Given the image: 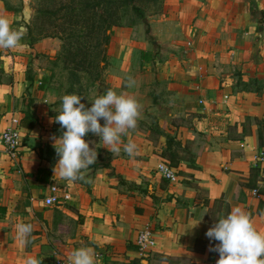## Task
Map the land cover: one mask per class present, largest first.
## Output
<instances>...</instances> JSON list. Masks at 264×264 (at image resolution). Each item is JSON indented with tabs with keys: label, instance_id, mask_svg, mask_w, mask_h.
Here are the masks:
<instances>
[{
	"label": "crops",
	"instance_id": "0c3cea01",
	"mask_svg": "<svg viewBox=\"0 0 264 264\" xmlns=\"http://www.w3.org/2000/svg\"><path fill=\"white\" fill-rule=\"evenodd\" d=\"M166 3L175 13L172 50H164L168 38L150 41L143 34L131 41L133 51L114 76L117 93L134 95L142 105L137 128L123 137L137 144L135 157L123 149L111 153L98 136L97 160L85 180L52 174L40 182L39 168L53 167L35 148L47 119L38 104L46 93L38 86L43 76L29 81L16 60L11 78L0 81V264H25L28 256L54 264L55 254L83 246L94 249L98 264H217L219 253L210 247L218 242L206 232L228 214L227 206L229 213L240 207L264 230V137L260 148L258 140L259 131L264 136V0ZM20 13L18 5L0 0V15L14 23ZM149 22L152 35L170 32L169 17ZM132 29L119 27L115 41ZM129 76L136 81L132 88ZM29 108L37 121L22 129L23 146L11 157L1 133ZM196 146L202 151L193 157L188 150ZM172 154L177 177L167 180L157 168ZM56 181L71 198L49 207L43 197ZM19 223L34 225L27 245L16 238ZM147 228L155 245L141 249L136 239Z\"/></svg>",
	"mask_w": 264,
	"mask_h": 264
},
{
	"label": "rangeland",
	"instance_id": "374dc122",
	"mask_svg": "<svg viewBox=\"0 0 264 264\" xmlns=\"http://www.w3.org/2000/svg\"><path fill=\"white\" fill-rule=\"evenodd\" d=\"M99 1L9 0L10 4L18 5L21 11L19 19L14 21L13 26L24 24L27 31L22 47L0 50V81L11 78L8 76L9 67L14 66L17 61L22 62V68L28 76L38 79L36 76L42 75L47 78L46 93L38 102L41 112L45 113L44 118L47 119L44 120V132L36 138L35 148H39L41 155L51 164L59 159L53 147L52 137H60L65 129H61L58 123L50 122V120L59 114L57 110L60 108L61 98L64 95L73 93L81 95L82 102L86 107H90L92 103L90 100L105 94L109 88L116 92L120 91L119 87L114 85V76L119 75L118 64L121 65L126 53L130 55L133 51L130 45L133 39L140 38L143 34H146L150 41L156 36H161L163 39L166 37L168 46L164 45V50L167 52L172 50V43H175V13L171 8H167L166 0H137L135 4L143 8L145 17L136 13L131 6L123 7L120 9L121 26H112L110 29L104 28L102 31L95 32L96 24L106 17L104 9L98 5ZM165 17H169L171 26L167 29L170 32L167 33L166 30L161 29L158 32L160 34L155 32L152 35L154 24L149 20L153 18L163 20ZM119 27L133 28L131 34L122 35L124 41L120 43L114 39L115 31ZM172 33L173 36H170ZM108 34L109 45L105 47L104 36ZM99 39L103 41L100 44ZM125 42L129 44H124ZM68 48L78 51L77 61L82 65L80 69L76 70L73 64L65 63ZM164 56L165 54L161 53L160 57ZM27 92L30 93L28 89ZM44 99H47V102ZM104 123L105 121L101 119V124ZM98 138L93 133L85 136V139L90 142V147L96 148L97 153ZM59 182L56 181V185L60 188ZM43 198L45 200V197ZM51 262H54V258Z\"/></svg>",
	"mask_w": 264,
	"mask_h": 264
},
{
	"label": "clouds",
	"instance_id": "9594fccd",
	"mask_svg": "<svg viewBox=\"0 0 264 264\" xmlns=\"http://www.w3.org/2000/svg\"><path fill=\"white\" fill-rule=\"evenodd\" d=\"M26 31L24 24L14 27L13 21L0 15V50L22 47ZM135 85V79L129 76L127 87ZM90 101L91 106L86 107L81 95L66 94L61 98L60 108L56 109L59 114L50 120L65 129L60 137H52L59 157L52 168L55 180H85L86 170L96 162L98 155L96 148L90 147V142L85 139L88 133L99 136L103 146L115 155H119L122 149L130 157L139 154L138 146L132 139L129 138L126 143L123 140L137 128L141 117L142 105L137 97L109 88L105 94ZM101 119L105 121L103 125ZM16 137L18 140V133ZM199 223L200 220L191 224L189 229ZM15 228L16 238L27 245L34 225L19 223ZM206 236L218 242L210 247V251L219 253L217 264H264V230H258L250 214L240 207L233 208L226 216L218 217ZM55 255L64 264H98L94 249L88 246ZM25 264H41V260L28 256Z\"/></svg>",
	"mask_w": 264,
	"mask_h": 264
},
{
	"label": "trees",
	"instance_id": "16d2710c",
	"mask_svg": "<svg viewBox=\"0 0 264 264\" xmlns=\"http://www.w3.org/2000/svg\"><path fill=\"white\" fill-rule=\"evenodd\" d=\"M137 0H100L98 2V5L104 9L105 13H106V17H104L102 20H100V22L98 24H96L95 26V32L97 31H102L104 28H111L112 26H121L122 24V14L120 13V9L121 8H127L129 6L132 7V9L140 14L142 17H145L144 15V11L143 8L140 7L139 5L135 4ZM88 27V25H87ZM109 34L104 36V42H105V47L109 45ZM99 44L102 43L103 41H101V39H99ZM28 45H30L29 43H27ZM87 51H85V55H87L88 53H86ZM77 55H78V51L72 49V48H68L65 54V63L66 64H73V68L78 70L82 67V65L77 61ZM27 79L29 81L33 80V77L28 76L27 75ZM47 78H45L43 76V78L40 80V85H39V89L40 90H45L46 87V83H47ZM37 121V118L34 114V112L31 110V108H29L26 112H25V116L20 120V126L22 129H28L31 130L34 127L35 122ZM254 121H258L257 119H255ZM263 135L262 133L259 131L258 133V140H259V148L260 146H263L262 140H263ZM169 141L173 142V138H169ZM180 144V142H175ZM262 143V144H261ZM188 148V147H187ZM193 150V151H192ZM191 149L188 150V152L190 154H192L193 157L198 156L201 151L202 148L200 146H196L193 147ZM166 153H164V155L166 156ZM175 158V159H174ZM167 162L170 166L172 167H177L179 165V161L176 159V156L174 157V154H172V156L169 157V162ZM56 163V161H54L52 163V165H54ZM53 168V167H52ZM52 168H42L40 167L38 172L35 174V177L37 180H39L42 183H47L48 181H50L51 177H52ZM40 174L43 176H40ZM32 176H34L33 174H31ZM227 213L229 214V206H227Z\"/></svg>",
	"mask_w": 264,
	"mask_h": 264
},
{
	"label": "built area",
	"instance_id": "2783aa9c",
	"mask_svg": "<svg viewBox=\"0 0 264 264\" xmlns=\"http://www.w3.org/2000/svg\"><path fill=\"white\" fill-rule=\"evenodd\" d=\"M19 134V139L17 140L16 134ZM24 133L20 126V119L13 116L9 126L1 133V141L5 146L6 152L11 157H17L18 152L23 146ZM158 173L167 180H174L177 177V171L175 167L170 166L167 162L163 161L158 165ZM50 193L45 197V204L47 206H52L55 204H60L64 200L70 199L71 194L62 192L56 184H53L50 188ZM254 195H259V189H253ZM136 243L141 249H151L155 245V238L151 229H143L139 231ZM54 264H64L63 260H58L56 258Z\"/></svg>",
	"mask_w": 264,
	"mask_h": 264
},
{
	"label": "water",
	"instance_id": "95a60500",
	"mask_svg": "<svg viewBox=\"0 0 264 264\" xmlns=\"http://www.w3.org/2000/svg\"><path fill=\"white\" fill-rule=\"evenodd\" d=\"M52 174H53V172H52Z\"/></svg>",
	"mask_w": 264,
	"mask_h": 264
}]
</instances>
